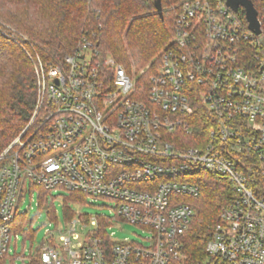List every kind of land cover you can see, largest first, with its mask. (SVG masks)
<instances>
[{
	"label": "built area",
	"instance_id": "2783aa9c",
	"mask_svg": "<svg viewBox=\"0 0 264 264\" xmlns=\"http://www.w3.org/2000/svg\"><path fill=\"white\" fill-rule=\"evenodd\" d=\"M225 2L180 3L172 40L136 79L87 37L60 65L35 59L32 116L0 153L1 264H187L196 211L184 198L199 197L201 174L233 197L199 264H264V30L255 36ZM200 108L203 132L192 123ZM25 184L108 199L116 218L148 232L146 244L114 241L80 217L59 245L50 233L17 255ZM88 222L96 229L79 242L73 227Z\"/></svg>",
	"mask_w": 264,
	"mask_h": 264
},
{
	"label": "trees",
	"instance_id": "16d2710c",
	"mask_svg": "<svg viewBox=\"0 0 264 264\" xmlns=\"http://www.w3.org/2000/svg\"><path fill=\"white\" fill-rule=\"evenodd\" d=\"M183 1L0 0V153L32 116L37 93L33 64L37 57L44 63L60 65L80 39L87 37L98 43L100 51L109 54L126 73L134 70L138 74L172 40L176 10L171 7L176 8ZM249 1L264 30V0ZM237 14L246 23L242 8ZM262 43L264 47V34ZM137 81L140 88L144 80ZM205 115L200 108L192 120L200 132ZM197 183L200 195L191 199L196 214L184 237L187 264H199L206 259L210 227L218 222L221 208L233 197L229 184L216 176L201 174ZM85 199L79 193H66L65 218L73 217L67 203H82ZM52 213L53 209L49 211ZM22 222L23 215L16 213L14 231L21 229ZM102 223L105 233L108 221Z\"/></svg>",
	"mask_w": 264,
	"mask_h": 264
},
{
	"label": "rangeland",
	"instance_id": "374dc122",
	"mask_svg": "<svg viewBox=\"0 0 264 264\" xmlns=\"http://www.w3.org/2000/svg\"><path fill=\"white\" fill-rule=\"evenodd\" d=\"M178 6L176 8L171 7V9L177 11ZM260 41H262V37ZM135 74L137 73L134 70L130 74L127 73L132 79H136L140 73L137 76ZM65 194L61 190L47 192L37 186L30 189L25 184L17 203V212L23 215V226L20 230L16 231V237H14L15 235L12 237L11 248L17 255L23 253L27 256L30 251L38 249L45 243V239L50 233L53 234L56 245H59L58 238L63 233L68 235L67 232L70 229L69 223L80 217L82 219L97 218L100 229L102 228V222L107 220L108 225L105 226L104 230L114 241L146 244L145 239L148 237V232L116 218L114 202L108 199L86 196L85 201L82 203L69 202L67 206L72 211L73 217L66 219L63 213V196ZM184 199V201L191 204L190 198ZM52 209L53 213L49 214V211L51 212ZM73 228L75 233L79 235V242L86 233L96 229V227L90 226L89 222L86 228H83L80 223L76 224ZM15 264L20 263L16 262Z\"/></svg>",
	"mask_w": 264,
	"mask_h": 264
},
{
	"label": "water",
	"instance_id": "95a60500",
	"mask_svg": "<svg viewBox=\"0 0 264 264\" xmlns=\"http://www.w3.org/2000/svg\"><path fill=\"white\" fill-rule=\"evenodd\" d=\"M225 4L234 12H237L239 8H242L245 14L248 29L255 36H259L261 34L260 24L257 19V12L249 0H226ZM158 12H160L159 8Z\"/></svg>",
	"mask_w": 264,
	"mask_h": 264
}]
</instances>
